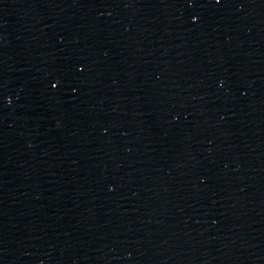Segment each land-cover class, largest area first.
<instances>
[{
  "label": "water",
  "instance_id": "obj_1",
  "mask_svg": "<svg viewBox=\"0 0 264 264\" xmlns=\"http://www.w3.org/2000/svg\"><path fill=\"white\" fill-rule=\"evenodd\" d=\"M0 264H264V0H0Z\"/></svg>",
  "mask_w": 264,
  "mask_h": 264
},
{
  "label": "snow or ice",
  "instance_id": "obj_2",
  "mask_svg": "<svg viewBox=\"0 0 264 264\" xmlns=\"http://www.w3.org/2000/svg\"><path fill=\"white\" fill-rule=\"evenodd\" d=\"M217 2H219V0H217ZM193 19H196V17H193ZM53 87H55V85H53Z\"/></svg>",
  "mask_w": 264,
  "mask_h": 264
}]
</instances>
